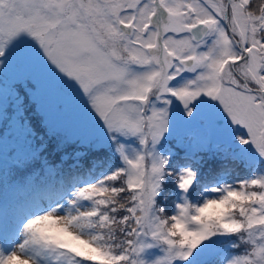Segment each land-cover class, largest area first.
<instances>
[{
	"label": "snow or ice",
	"instance_id": "6c2138e0",
	"mask_svg": "<svg viewBox=\"0 0 264 264\" xmlns=\"http://www.w3.org/2000/svg\"><path fill=\"white\" fill-rule=\"evenodd\" d=\"M0 121V264H264V0H0Z\"/></svg>",
	"mask_w": 264,
	"mask_h": 264
},
{
	"label": "trees",
	"instance_id": "16d2710c",
	"mask_svg": "<svg viewBox=\"0 0 264 264\" xmlns=\"http://www.w3.org/2000/svg\"><path fill=\"white\" fill-rule=\"evenodd\" d=\"M11 115V113H9ZM0 133H3V141H8L13 143L10 145L9 148L5 149L2 153V159L5 163V167H7L8 163L12 160L13 156V150L16 149L18 145V133L14 131L11 127H5L3 122L0 121ZM69 163H71L69 161ZM243 174V173H242ZM17 198V194L13 192H5L3 197V203H4V212L5 214L8 213V211L13 209V204Z\"/></svg>",
	"mask_w": 264,
	"mask_h": 264
},
{
	"label": "rangeland",
	"instance_id": "374dc122",
	"mask_svg": "<svg viewBox=\"0 0 264 264\" xmlns=\"http://www.w3.org/2000/svg\"><path fill=\"white\" fill-rule=\"evenodd\" d=\"M50 105H51V111H52L53 118H56L58 113H57V109H56V101L54 98L50 101ZM12 144L13 143L8 142L7 140L3 141L2 153L4 152L5 149L9 148L10 145H12Z\"/></svg>",
	"mask_w": 264,
	"mask_h": 264
}]
</instances>
